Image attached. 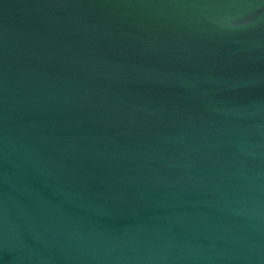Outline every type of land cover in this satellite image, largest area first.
Returning <instances> with one entry per match:
<instances>
[{
	"label": "water",
	"instance_id": "1",
	"mask_svg": "<svg viewBox=\"0 0 264 264\" xmlns=\"http://www.w3.org/2000/svg\"><path fill=\"white\" fill-rule=\"evenodd\" d=\"M0 264H264V0H0Z\"/></svg>",
	"mask_w": 264,
	"mask_h": 264
}]
</instances>
